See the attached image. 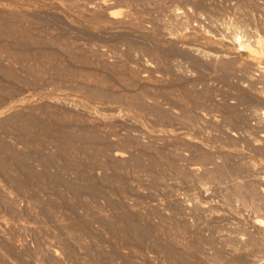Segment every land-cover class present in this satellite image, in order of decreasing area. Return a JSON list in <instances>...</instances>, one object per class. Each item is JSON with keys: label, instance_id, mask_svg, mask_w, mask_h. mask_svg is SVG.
I'll return each mask as SVG.
<instances>
[{"label": "rangeland", "instance_id": "1", "mask_svg": "<svg viewBox=\"0 0 264 264\" xmlns=\"http://www.w3.org/2000/svg\"><path fill=\"white\" fill-rule=\"evenodd\" d=\"M102 1L0 0V264H264V57L196 50L264 0Z\"/></svg>", "mask_w": 264, "mask_h": 264}, {"label": "bare ground", "instance_id": "2", "mask_svg": "<svg viewBox=\"0 0 264 264\" xmlns=\"http://www.w3.org/2000/svg\"><path fill=\"white\" fill-rule=\"evenodd\" d=\"M102 1V0H101ZM18 3V2H17ZM98 3H100V2H98ZM102 3L103 4H106V1L105 0H103L102 1ZM8 4V3H7ZM13 4V3H12ZM16 4V3H15ZM6 5V4H5ZM19 5V4H18ZM23 5V4H22ZM98 5V4H97ZM7 6V5H6ZM20 6V5H19ZM54 6V5H53ZM62 6H64V5H62ZM109 6V5H108ZM107 6V7H108ZM111 6V5H110ZM10 7V6H9ZM28 7V6H27ZM92 7V6H91ZM176 7V6H175ZM0 8H4V4H2V3H0ZM26 8V7H25ZM31 8V7H30ZM179 8V7H178ZM5 9V8H4ZM13 9V8H12ZM11 9V10H12ZM16 9V8H15ZM19 9H21L20 7H19ZM19 9H18V11H19ZM109 9V8H108ZM9 10V9H8ZM14 10V9H13ZM32 10V9H31ZM22 11V10H21ZM20 11V12H21ZM59 11V10H58ZM122 11V10H121ZM121 11H119V10H115V9H113V10H109V12H108V14H107V16H108V19L113 23V24H122V23H124V22H127L128 23V19H125L124 17H120V16H118L120 13H121ZM17 12V11H16ZM25 12V11H24ZM56 12H57V10H56ZM19 13V12H18ZM63 13V12H62ZM96 13V12H95ZM25 14V13H24ZM23 14V15H24ZM29 14V13H28ZM124 14V13H123ZM174 16V15H173ZM197 18V17H196ZM68 19V18H67ZM103 19V18H102ZM19 20V19H18ZM69 20V19H68ZM173 20V19H172ZM72 22V21H71ZM129 22H131V21H129ZM2 24V23H1ZM206 24V23H205ZM86 25V24H85ZM91 25V24H90ZM87 26V25H86ZM95 26H96V24H95ZM98 26V25H97ZM100 26V25H99ZM102 26V25H101ZM88 27V26H87ZM104 27H105V25H104ZM115 27V26H114ZM113 27V28H114ZM118 27V26H117ZM226 27V29H227V27L228 28H230L231 29V31L229 32V31H227L228 32V34L226 35H223V36H221L220 38H212V36H211V39H212V41H210V40H208V39H210V36H207L206 35V37H205V35L203 36L204 37V40L202 39V41L204 42V43H206V45H203L202 47L203 48H198L197 46V48H196V50L198 51V52H200L202 55H205V56H211V58L212 59H214L213 61H214V66H216V67H218L220 70H222V72L223 71H225L226 70V68H228V52H235V56H236V52L237 53H239V51H246L247 52V54H250V55H252V57H253V59L254 58H262V57H264V39L262 38V36L261 35H255V32H257V31H255L254 32V35H253V33H252V35H253V37L252 38H254V39H252L251 40V37H250V35L248 36V33H245V32H247V31H245L244 29H240V27L239 26H233L232 24H231V26L228 24V26H225ZM100 28V27H99ZM10 29V28H9ZM91 30V29H90ZM25 31V30H24ZM96 31V30H95ZM225 31V30H224ZM4 32H6V31H4ZM13 32H15V31H13ZM253 32V31H252ZM7 33V32H6ZM17 33V32H16ZM146 33V32H145ZM182 33V32H181ZM251 33V32H250ZM5 34V33H4ZM192 34V33H191ZM207 34V33H206ZM260 34V33H259ZM6 35V34H5ZM15 35V34H14ZM21 35V34H20ZM19 35V36H20ZM184 35V34H183ZM182 35V36H183ZM201 35V34H200ZM209 35V34H208ZM9 36V35H8ZM10 36H12V34L10 35ZM24 36V35H23ZM26 36V35H25ZM28 36V35H27ZM181 36V37H182ZM185 36V35H184ZM199 36V35H198ZM31 37V36H30ZM48 37V36H47ZM180 37V36H179ZM187 37V36H186ZM196 37V36H195ZM202 37V38H203ZM214 37V36H213ZM12 38H14V37H12ZM18 38V37H17ZM32 39H34L33 37H31ZM183 38V37H182ZM188 38V37H187ZM36 39V38H35ZM39 39V38H38ZM181 39V38H180ZM184 39V38H183ZM263 39V40H262ZM201 40V39H200ZM199 40V41H200ZM169 41V40H168ZM173 41V40H172ZM34 42V41H33ZM37 42V41H36ZM53 42V41H52ZM39 43V42H38ZM201 43V42H200ZM198 45V44H197ZM210 45H213L212 47H214V48H212ZM229 45H231V47H230V49L232 48V50H230L229 49ZM56 46V45H55ZM195 47V46H194ZM205 47V48H204ZM192 48V47H191ZM195 49V48H194ZM35 53V52H34ZM232 53V54H233ZM13 54V53H12ZM14 55V54H13ZM16 55H18V54H16ZM234 55V54H233ZM237 55H239V54H237ZM232 56V55H231ZM15 57V56H14ZM20 57V56H19ZM16 58V57H15ZM18 58V57H17ZM234 58V57H233ZM242 58V57H241ZM257 58V59H258ZM260 58V59H261ZM240 59V58H239ZM256 59V60H257ZM233 60V59H232ZM237 60V59H236ZM247 61V60H246ZM239 62H240V60H238V62H237V65L236 66H238V67H240V65H242V66H244V64L246 63L247 64V62H245L244 64H242V63H240L239 64ZM243 62V61H242ZM259 62V61H258ZM239 64V65H238ZM252 64V65H251ZM255 64V63H254ZM253 63H251L250 61L248 62V65H251V67H254L255 68V70H261V72H262V67L260 66V65H258V63H257V65H254ZM144 65H146V66H149V65H151L150 63H145ZM260 72V71H259ZM263 72H264V70H263ZM10 77V76H9ZM59 90V89H58ZM53 92V91H52ZM58 92H60V91H58ZM57 92V93H58ZM30 93V92H29ZM44 93V92H43ZM42 93V94H43ZM48 93V92H47ZM91 93V92H90ZM93 93V92H92ZM45 94V93H44ZM50 94V93H49ZM49 94H47V95H49ZM61 94V93H60ZM60 94H59V96H60ZM33 95H35L34 94V92H33ZM32 95V96H33ZM39 95V94H38ZM57 95V94H56ZM56 95H54L55 97H56ZM64 95V94H63ZM66 95V94H65ZM27 96V95H26ZM25 96V97H26ZM36 96V95H35ZM42 96V95H41ZM41 96H40V98H41ZM51 96V95H50ZM58 96V95H57ZM66 96H68V95H66ZM70 96V95H69ZM31 97V96H30ZM34 97V96H33ZM45 97V96H44ZM26 98H28V97H26ZM32 98V97H31ZM37 97H35V99H36ZM60 98V97H59ZM63 98V97H62ZM72 98H74V96L72 97ZM34 99V100H35ZM82 99V98H81ZM22 100H23V98H22ZM38 100V99H37ZM36 100V101H37ZM16 101V100H15ZM19 101H21V100H19ZM28 102L29 101H32L31 99L30 100H27ZM36 101H34L35 103H36ZM40 101V100H39ZM68 101V100H67ZM78 101V100H77ZM12 102V104H14V102L13 101H11ZM16 102H18V101H16ZM27 102V103H28ZM80 102V101H79ZM84 102H86V101H84ZM22 103H24V102H22ZM18 104V108H19V103H16V105ZM21 104V103H20ZM25 104H26V102H25ZM15 105V104H14ZM22 105V104H21ZM89 105V104H88ZM23 106V105H22ZM95 106V105H94ZM11 107L13 108V106L11 105ZM11 107H9V108H11ZM5 108H8V106L6 105L5 107H3V108H1L0 109V112H2L3 110H5ZM22 108V107H21ZM13 109H15V108H13ZM94 109V108H93ZM8 110V109H7ZM6 110V111H7ZM18 110V109H17ZM16 110V111H17ZM6 111H5V113H6ZM96 112V111H95ZM2 113H4V112H2ZM4 113V114H5ZM99 114V113H98ZM261 115H263L264 114V112L263 111H261V113H260ZM1 115H3V114H1ZM0 115V116H1ZM6 116H7V114H5ZM258 116V115H257ZM264 116V115H263ZM3 117V116H2ZM28 119V118H27ZM45 128V127H44ZM90 130V131H89ZM88 131H89V135L87 134V136L85 135L84 136V139H91V138H93L94 137V132L91 130V129H89ZM95 131V130H94ZM76 133V132H75ZM69 135V134H68ZM76 135V134H75ZM78 135V134H77ZM186 136V135H185ZM83 137V136H82ZM190 137V136H189ZM188 137V138H189ZM260 137L261 138H264V134H261L260 135ZM77 139V138H76ZM80 141V140H79ZM263 143V142H262ZM119 154V153H118ZM118 154H115V156L117 157V155ZM120 155V154H119ZM119 155H118V157H119ZM121 156V155H120ZM123 156V155H122ZM115 158V157H114ZM0 166H2V165H0ZM26 167V166H25ZM27 168H29V167H27ZM27 171H29V170H27ZM27 173H29L30 175H32L33 173H31V171H29V172H27ZM45 174V173H44ZM57 176V175H56ZM31 177H34V176H31ZM57 178V177H56ZM67 183V182H66ZM69 183V182H68ZM68 185V184H67ZM75 185V184H74ZM77 185V184H76ZM97 185V184H96ZM94 183H87V184H83V185H80V186H73V185H70L69 184V187L72 189V190H75V192H77V190H79V189H84V190H86V191H88L90 194H92L93 196H95V195H98V194H100L101 192H102V189L103 188H99L98 187V185L96 186ZM254 189L255 188H253L252 190L254 191ZM258 189V188H257ZM250 190V189H249ZM249 190H247V193L249 192ZM251 190V193H253V195H254V192L256 191H252ZM261 192H263L264 193V189L262 188L261 190H260ZM260 191H259V193H260ZM250 193V194H251ZM102 194V193H101ZM108 195V194H107ZM110 199V198H109ZM257 208L258 209H260V206L259 205H257ZM256 211H258V210H256ZM119 217H120V220L123 222V223H125V225L127 226V230H128V232H131V233H133V234H137L138 236V238L140 239V240H142V239H144V238H147L150 234H151V229L149 228V227H146V226H142L141 224H139L138 222H137V220H135L134 218H133V215L130 213V212H127V211H123V212H121V213H119ZM118 217V218H119ZM253 222L254 223H256V224H258L259 226H261L263 229H264V216L263 215H261L260 213H256L255 215H254V218H253ZM24 234V233H23ZM1 241V240H0ZM37 242V241H36ZM159 245H160V243H159ZM158 245V246H159ZM162 245V244H161ZM166 245V244H165ZM23 246V245H22ZM165 248V246H161V247H159V248ZM167 247V246H166ZM162 248V249H163ZM168 248V247H167ZM168 251H172L171 250V248H170V250H168ZM53 252L55 253V250H53ZM173 252H174V250H173ZM173 252H171V253H173ZM56 254V253H55ZM167 254V253H166ZM175 254V253H174ZM171 255V254H170ZM173 256V255H172Z\"/></svg>", "mask_w": 264, "mask_h": 264}]
</instances>
